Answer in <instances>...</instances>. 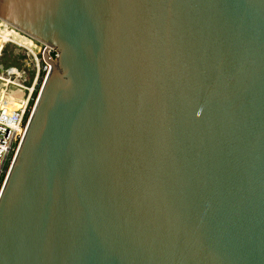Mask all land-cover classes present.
Returning a JSON list of instances; mask_svg holds the SVG:
<instances>
[{"label": "water", "instance_id": "1", "mask_svg": "<svg viewBox=\"0 0 264 264\" xmlns=\"http://www.w3.org/2000/svg\"><path fill=\"white\" fill-rule=\"evenodd\" d=\"M0 21L57 54L0 264H264V0H0Z\"/></svg>", "mask_w": 264, "mask_h": 264}, {"label": "built area", "instance_id": "2", "mask_svg": "<svg viewBox=\"0 0 264 264\" xmlns=\"http://www.w3.org/2000/svg\"><path fill=\"white\" fill-rule=\"evenodd\" d=\"M4 24L5 23L0 21V28L2 29L0 34L6 31L8 34L15 35L19 39L27 40L29 44L24 45L12 41L11 39L13 38L9 35L7 36L8 39H10L8 42H2L0 37V48L2 49L3 45L5 46L7 43L20 46L29 59V61L26 60V62H28L27 64L25 62L26 67L31 68L32 73L28 74L24 71L19 72L16 69H10L1 73L4 76H2L4 80L11 82L9 85L14 86L16 89L20 86L22 89L14 91L21 93V96L16 93L13 94V96H7L4 103L0 104V193L23 139L28 119L51 70V65L45 61L44 52L51 62H54L57 56L54 49ZM9 85L8 87L11 88ZM24 93L26 95H24ZM23 98L24 101H22ZM12 101L16 103V109H9L8 104Z\"/></svg>", "mask_w": 264, "mask_h": 264}, {"label": "rangeland", "instance_id": "3", "mask_svg": "<svg viewBox=\"0 0 264 264\" xmlns=\"http://www.w3.org/2000/svg\"><path fill=\"white\" fill-rule=\"evenodd\" d=\"M1 30L2 29L0 28V33H1ZM0 37H2V34H0ZM26 60L29 61L28 57L26 56L25 51L20 46L8 44V43L5 46L3 45V48L1 49V53H0V67H1L0 74L3 71L5 72L10 69H13V70L16 69L19 72L24 71L28 74H31L32 69L26 67V64L28 63L26 62ZM0 87H2V84H0ZM3 92L5 95H9L11 93L8 87L6 90H3ZM24 95L26 94L24 93ZM22 101H24V98ZM3 103H4V100L0 99V104H3ZM10 104L13 106H16V103H14V101H12Z\"/></svg>", "mask_w": 264, "mask_h": 264}, {"label": "bare ground", "instance_id": "4", "mask_svg": "<svg viewBox=\"0 0 264 264\" xmlns=\"http://www.w3.org/2000/svg\"><path fill=\"white\" fill-rule=\"evenodd\" d=\"M5 25V24H4ZM9 35H11V34H8L6 31H4L3 33H2V37H1V40H2V42H8V40H10V39H8V37L7 36H9ZM12 36V38L13 39H11L12 41H16L17 43H20V44H24V45H27V44H29V42L27 41V40H22V39H19L17 36H15V35H11ZM0 53H1V48H0ZM2 76H3V74H0V84H2V87H0V99H3V100H5V98L7 97V96H13V94H18V95H21V93H19V92H14L15 90H17V89H19V90H21L22 88H20V86L16 89L14 86H12V85H9L11 88H9L8 87V85L6 86V83H8V84H10L11 82H9L8 80H4L3 78H2ZM4 77V76H3ZM7 87L9 88V90H10V94L9 95H5L4 94V92H3V90H6L7 89ZM22 92V91H21ZM9 107V109H16L17 108V106H13V105H9L8 106Z\"/></svg>", "mask_w": 264, "mask_h": 264}]
</instances>
